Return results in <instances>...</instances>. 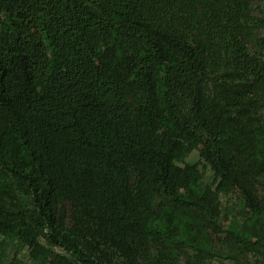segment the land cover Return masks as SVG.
Instances as JSON below:
<instances>
[{
  "label": "trees",
  "instance_id": "1",
  "mask_svg": "<svg viewBox=\"0 0 264 264\" xmlns=\"http://www.w3.org/2000/svg\"><path fill=\"white\" fill-rule=\"evenodd\" d=\"M0 236L264 264V0H0Z\"/></svg>",
  "mask_w": 264,
  "mask_h": 264
},
{
  "label": "rangeland",
  "instance_id": "2",
  "mask_svg": "<svg viewBox=\"0 0 264 264\" xmlns=\"http://www.w3.org/2000/svg\"><path fill=\"white\" fill-rule=\"evenodd\" d=\"M199 164L203 176V183L214 185V173L210 166L205 164L200 159L199 152L197 150L192 151L182 164ZM230 203L235 205V211L239 212V203L235 197H232ZM0 261L5 264H37L36 260L31 254V250L26 245L22 244L18 240H11L0 236ZM209 264H232L228 260L223 262L220 260H213Z\"/></svg>",
  "mask_w": 264,
  "mask_h": 264
}]
</instances>
